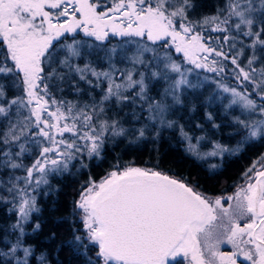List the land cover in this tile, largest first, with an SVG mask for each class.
<instances>
[{
    "label": "snow or ice",
    "instance_id": "6c2138e0",
    "mask_svg": "<svg viewBox=\"0 0 264 264\" xmlns=\"http://www.w3.org/2000/svg\"><path fill=\"white\" fill-rule=\"evenodd\" d=\"M204 8L202 0H0V264H52L29 243L45 223L39 198L58 191L53 179L85 171L69 215L54 221L72 225L57 255L264 264V151L214 195L119 154L98 180L90 174L118 142L157 141L165 131L204 163L264 144V0ZM225 128L229 143L216 138Z\"/></svg>",
    "mask_w": 264,
    "mask_h": 264
},
{
    "label": "trees",
    "instance_id": "16d2710c",
    "mask_svg": "<svg viewBox=\"0 0 264 264\" xmlns=\"http://www.w3.org/2000/svg\"><path fill=\"white\" fill-rule=\"evenodd\" d=\"M202 2L205 4L204 11L212 10L211 5L214 0H202ZM205 95H207V91ZM203 111L204 109H200L195 113L194 118L201 120ZM184 115L187 118L189 114L185 113ZM183 122L181 120V123ZM227 132L228 129H223L222 134H217L216 138L221 139L224 143H229ZM231 143L234 144L235 141H231ZM262 151H264V144H256L245 148L236 157L226 156L223 161H220L223 166L222 171H218L216 175H210L206 171L208 162L204 163L187 157L183 152V145L179 142L178 136L172 131H165L157 141L149 138L146 142L132 146H126L125 141L118 142L105 152V160L100 162L99 166H97V162L93 161L90 174L98 180L116 155L119 154L122 162L133 161L135 166L157 167L160 170L169 172V174L187 177L190 182L198 183L202 190L214 195L219 194L226 185L233 183L244 168L251 163V160ZM88 175L89 172L85 171L75 177L65 175L64 177L55 178L52 180V185L54 188H58V191H54L46 198H39L42 209L39 216L45 223L41 233L30 239L29 243L36 244L38 251H48L52 264H56L57 260L63 261V264H84L83 258H73L68 249H64L57 255V245L61 241L70 239L72 225L68 220L54 226V221L57 217H67L69 215L71 200L76 194L80 183L87 180ZM4 211L0 210V221L4 218ZM52 232L56 233V239L54 243L49 244L47 237Z\"/></svg>",
    "mask_w": 264,
    "mask_h": 264
},
{
    "label": "rangeland",
    "instance_id": "374dc122",
    "mask_svg": "<svg viewBox=\"0 0 264 264\" xmlns=\"http://www.w3.org/2000/svg\"><path fill=\"white\" fill-rule=\"evenodd\" d=\"M229 82H231V81H229ZM220 159L219 158H217L216 160H213V161H209L208 163H217V164H220Z\"/></svg>",
    "mask_w": 264,
    "mask_h": 264
},
{
    "label": "flooded vegetation",
    "instance_id": "af4514ba",
    "mask_svg": "<svg viewBox=\"0 0 264 264\" xmlns=\"http://www.w3.org/2000/svg\"><path fill=\"white\" fill-rule=\"evenodd\" d=\"M224 250H229V249L227 248V246H225V249Z\"/></svg>",
    "mask_w": 264,
    "mask_h": 264
}]
</instances>
